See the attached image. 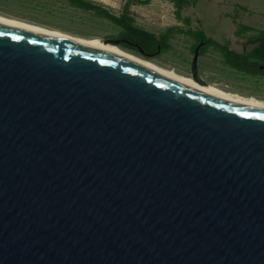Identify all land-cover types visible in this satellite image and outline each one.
<instances>
[{"label":"water","instance_id":"water-1","mask_svg":"<svg viewBox=\"0 0 264 264\" xmlns=\"http://www.w3.org/2000/svg\"><path fill=\"white\" fill-rule=\"evenodd\" d=\"M0 264H264V108L0 21Z\"/></svg>","mask_w":264,"mask_h":264},{"label":"rangeland","instance_id":"rangeland-1","mask_svg":"<svg viewBox=\"0 0 264 264\" xmlns=\"http://www.w3.org/2000/svg\"><path fill=\"white\" fill-rule=\"evenodd\" d=\"M88 1L117 16L125 11L128 3L134 25L156 35L170 27L184 31L174 32L168 49L148 59L188 77H191L195 41L185 31L201 27L219 45L227 44L230 49L246 54L264 31V0H184L180 6L171 0ZM0 14L84 38L115 39L121 30L109 19L75 7L67 0H0ZM197 71L208 84L264 100V73L235 69L216 45H207L199 53Z\"/></svg>","mask_w":264,"mask_h":264},{"label":"trees","instance_id":"trees-1","mask_svg":"<svg viewBox=\"0 0 264 264\" xmlns=\"http://www.w3.org/2000/svg\"><path fill=\"white\" fill-rule=\"evenodd\" d=\"M70 4L83 10L94 11L96 14L109 19L112 23L120 27V32L114 40H118V46L133 51L142 56L144 53H152V56L160 54L168 49L169 39L174 32H184L177 27H170L165 32L156 35L141 27L134 25L133 18L128 13V3L125 11L120 15H114L105 8L88 0H67ZM133 0H129V2ZM177 6L184 0H171ZM189 34L195 44L193 50L200 43L199 53L201 54L207 45L218 46L228 64L235 69L246 73H264V31L258 36V42L252 49L246 53L236 52L228 47L227 44L219 45L213 38L208 37L201 27L194 30L185 31ZM252 59V60H251Z\"/></svg>","mask_w":264,"mask_h":264},{"label":"bare ground","instance_id":"bare-ground-1","mask_svg":"<svg viewBox=\"0 0 264 264\" xmlns=\"http://www.w3.org/2000/svg\"><path fill=\"white\" fill-rule=\"evenodd\" d=\"M0 21L19 25V26H23V27H28V28H32V29H36V30H41V31L49 32V33H54V34H58V35H62V36H67V37H71V38H75V39H79L82 42L102 51L103 53H105V54H107V55H109L115 59H139L141 61H144L146 63H149L151 65L159 67L161 69H164L166 71H169L171 73H174L176 75L184 77V78H186V79H188V80H190V81H192V82L216 93L217 95H219V96H221V97H223V98H225V99H227L233 103L264 108V100H259V99L253 98V97L241 96L239 94L223 90V89H221V88H219L213 84L206 83L205 85H201V84L197 83L196 81H194L191 77L179 74L173 69L162 67V66L158 65L157 63H155L154 61H152L148 58H143L139 55H136V54H134L128 50H125V49L119 47L118 45H113L110 43L103 44L102 40H100L99 38H84V37H80V36H75V35H71V34L56 30V29H51V28H47V27H44L41 25L32 24V23H28V22H25L22 20L15 19V18L3 16L1 14H0Z\"/></svg>","mask_w":264,"mask_h":264},{"label":"flooded vegetation","instance_id":"flooded-vegetation-1","mask_svg":"<svg viewBox=\"0 0 264 264\" xmlns=\"http://www.w3.org/2000/svg\"><path fill=\"white\" fill-rule=\"evenodd\" d=\"M142 57H144V58H145V57H146V58H147V57H148V58H153V57H155V56H152V53H147V52H146V53L142 54ZM197 73H198V71H197ZM198 76H199V74H198ZM199 77H200V76H199ZM205 83H206V82H205Z\"/></svg>","mask_w":264,"mask_h":264}]
</instances>
